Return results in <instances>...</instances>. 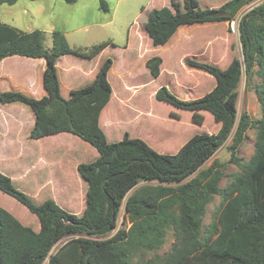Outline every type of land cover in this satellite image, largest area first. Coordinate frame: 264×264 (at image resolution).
<instances>
[{
    "label": "trees",
    "instance_id": "obj_1",
    "mask_svg": "<svg viewBox=\"0 0 264 264\" xmlns=\"http://www.w3.org/2000/svg\"><path fill=\"white\" fill-rule=\"evenodd\" d=\"M64 1L74 5L78 0ZM252 1L228 0L219 8H202L199 0H170L169 6L148 13L143 28L154 47H163L180 28L231 22ZM17 2L0 0V7ZM100 3L108 12L106 2ZM51 37L48 49L45 32H23L0 18V62L15 55L45 59L42 82L47 93L35 99L21 92H0V103L18 102L32 110L35 126L31 139L71 134L96 149L98 157L77 167L87 185L80 215L69 213L52 199L36 205L0 172V192L23 205L40 223L36 232L0 206V264H133L135 257L159 251L169 230L175 238L172 251L142 264H264V2L240 20L243 62L235 58L221 69L209 62L185 59L188 68L215 79L211 91L181 100L166 86L157 90V101L192 112L193 124L202 125L201 112L206 111L220 125L217 134L191 137L175 155L160 154L128 133L118 142H109L100 117L112 95L108 73L113 61L105 60L90 84L71 90L69 98H64L57 68L60 57L93 58L95 53L72 48L60 31ZM162 64V58L154 56L145 65L156 79ZM242 67L248 89L254 75L261 80L255 85L262 112L259 120L247 112L238 118ZM250 129L256 131L255 151L250 160L240 164L237 155ZM230 137L231 161L239 165L240 172L222 187L225 175L221 162L216 158L204 166ZM216 196L222 198L221 203L205 226L207 207ZM124 200L130 227L108 240L90 238L105 236L115 228ZM76 235L89 237H70L55 247L63 238Z\"/></svg>",
    "mask_w": 264,
    "mask_h": 264
},
{
    "label": "rangeland",
    "instance_id": "obj_2",
    "mask_svg": "<svg viewBox=\"0 0 264 264\" xmlns=\"http://www.w3.org/2000/svg\"><path fill=\"white\" fill-rule=\"evenodd\" d=\"M104 1L108 6V12L101 9L100 0H80L78 4L74 5H69L64 0H18L12 6L2 5L0 15L4 23L15 25L23 32L35 30L45 32V46L48 49L52 47L51 34L54 31H60L62 34H66L64 36L72 48L79 49L82 53H95L93 58H79L71 55L61 62L59 76L62 79V94L65 98L69 97V93L66 91L67 87L79 89L88 85L87 79L99 62H104L109 58L113 61V70L109 81H111L114 91L119 92L122 99L126 100L128 107L117 109L115 101L109 107L107 114L111 115L110 117L105 116V118L111 122L109 124L101 123L109 142H118L123 139L125 133H128L131 138L145 141L160 154L175 155L191 137L200 134H217L220 125L214 121L209 112H201L204 122L202 125H196L191 120L192 112L178 109L166 102L157 101L155 94L159 88L166 86L177 98L191 100L202 97L211 91L215 87V79L203 71L188 68L184 61L189 58L209 62L221 69L227 68L235 58L242 61V45L238 30L232 31L230 22L184 26L178 30L166 46L154 47L144 31L143 25L151 10L169 6L170 0ZM199 2L202 8H219L222 4L221 0H199ZM25 8L28 9V14L24 12ZM252 8L248 5L245 6L236 17L241 18ZM82 25L87 26L79 28ZM49 27H55V29L51 31ZM127 44L129 46L125 50L124 47ZM154 56H160L163 60L161 74L156 79L150 75L143 63L145 59ZM6 68L19 82L20 74L27 71L29 66L26 63L11 60L6 63ZM242 69L238 88V118L243 112H247L253 120H259L262 112L255 93V85L259 84L261 80L254 75L252 88L248 89L246 71L244 67ZM131 83H135V89L126 91V84ZM36 94H39L38 91ZM17 106L0 104L2 130L17 132L18 129L22 131L30 127L32 111L28 107ZM8 121L10 124L7 123ZM21 135L17 137H22ZM231 140L230 137L227 143L204 166H210L216 158L221 162L225 175L221 183L222 187L229 183L234 173L240 172L239 165L231 161V154L228 150ZM63 142L69 151H72L74 162L90 163L96 159L93 151L95 154L97 151L94 148L70 134L55 137L44 147L46 149L54 144L56 147H60ZM255 142L256 131L250 129L248 137L237 155L240 164L250 160L255 151ZM1 144H4V140H0ZM4 149L3 146L0 147V150ZM69 163L72 164L71 159ZM75 170L73 167L67 169L72 180L71 184L76 187L78 183L75 176L80 177ZM5 175L10 177L8 174ZM16 185H18L17 182ZM16 185L14 184L18 188ZM85 186L87 191V185L85 184ZM59 198H63L60 201L65 203V207L58 204L52 196L44 194L32 196L36 205H41L46 200L52 199L71 214L80 215L83 212L81 210L84 206L82 190L76 189L73 195H62ZM221 200L220 196H216L213 202L208 205L204 218L205 226H208L213 220ZM0 206L34 231L40 227L36 216L2 192H0ZM123 226L128 228L130 223H125ZM173 234V231L169 230L159 251L146 253L141 259L137 256L134 258L133 264H142L143 261L149 260L155 255L163 256L170 253L175 242ZM70 237L89 236H68L59 241L55 247L65 243Z\"/></svg>",
    "mask_w": 264,
    "mask_h": 264
},
{
    "label": "crops",
    "instance_id": "obj_3",
    "mask_svg": "<svg viewBox=\"0 0 264 264\" xmlns=\"http://www.w3.org/2000/svg\"><path fill=\"white\" fill-rule=\"evenodd\" d=\"M79 1L80 0H78V2L75 4H78ZM226 1L228 0H221V3H224ZM24 12L27 14L29 13L27 8L24 9ZM8 25L15 27V25L12 24H8ZM86 26L87 25H82L79 28ZM49 28H50L49 30L51 31L55 29V27H49ZM128 46L129 45L127 44L124 47L125 50L128 48ZM67 56H71V55L62 56L57 62L58 76H59V66L61 62L64 59H66ZM11 60H17L18 62L26 63L29 66V69L27 71H25L23 74H20L19 82L15 80L13 73L8 68H6V63ZM147 60L148 59H145V62L143 63L146 64ZM103 63L104 62H99V64L93 68L94 71L87 79L89 82L88 84H90L93 81L98 69ZM45 69H46V60L43 58L33 59L19 55L4 58L0 62V92H21L35 99L43 98L45 95H47L42 82V77ZM112 70H113V66L108 73V80L110 79ZM109 83L111 84V81H109ZM60 85H61V94H62V90H63L62 79H60ZM135 86H136L135 83L126 84L125 90L126 91H128V89L134 90ZM111 87H112L111 99L104 108V110L102 111L100 117L101 128H102L101 123L103 124L106 122V124H109L111 122V120H107L105 116L110 117L111 114L109 115L107 113L113 101H115V105L117 109L122 107L124 108L128 107L127 106L128 103L126 102V100L122 99V96L119 92L114 91L112 84ZM73 89L74 88L72 87H67L66 91L67 93H69V96H70V91ZM37 91L39 94H36ZM115 92H116V96H115ZM2 105L12 106V107H18L17 105H22L28 107L18 102L10 103V104H2ZM30 120H31V124L28 129L22 131L18 129L17 132L2 130L0 124V140H4V144H1L0 147L3 146L5 148L4 150H0V170H2L3 173L8 174L11 177L13 184L16 185L17 182L18 185L16 186L20 190L25 189L23 192L31 196V198L32 196L37 194L52 196L58 204L65 207V203L60 201L63 200V198H59V196L69 195V194L73 195V193L77 189L78 191L82 190L83 203H84L86 183L82 180L80 175L79 177L81 179L78 178L77 177L78 175L76 173L77 176L75 177L78 184L75 187L74 185L71 184L72 180L67 171V169L71 167L77 170V167L81 162L80 161L74 162V160L72 159V151H69L67 145H64V142L61 144L60 147L59 146L56 147L55 144L47 147L46 149L44 147V145L50 143V141L52 139H55V137H63L64 135H69V134L61 133V134L41 138L38 140L31 139L30 133L35 126L34 113L31 115ZM7 123L10 124L9 121ZM20 134H22L21 135L22 137H17ZM40 145L43 146L40 147ZM93 153L95 155V158H97L98 152H96L95 154V152L93 151ZM70 159L73 165L69 163ZM81 210L82 211L84 210V206L82 207ZM39 230L40 227L37 228L36 232H38Z\"/></svg>",
    "mask_w": 264,
    "mask_h": 264
},
{
    "label": "built area",
    "instance_id": "obj_4",
    "mask_svg": "<svg viewBox=\"0 0 264 264\" xmlns=\"http://www.w3.org/2000/svg\"><path fill=\"white\" fill-rule=\"evenodd\" d=\"M263 2H264V0H254L251 3L248 4V7L255 8V7L259 6L260 4H262ZM242 17L243 16H241V18L240 17H236L235 20L230 22V26H231L232 31L236 32L238 30V32H239V23H240V20L242 19ZM125 204H126V200H124L123 203L121 204L115 228L107 236L96 237V238H92V239H94V240H108V239H111V238L115 237L120 230L125 228V226H123L125 223L129 224L128 221H127V216L125 214Z\"/></svg>",
    "mask_w": 264,
    "mask_h": 264
}]
</instances>
